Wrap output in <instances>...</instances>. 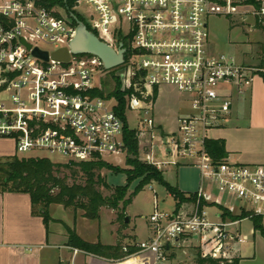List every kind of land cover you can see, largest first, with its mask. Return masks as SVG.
I'll return each mask as SVG.
<instances>
[{"label":"built area","instance_id":"built-area-1","mask_svg":"<svg viewBox=\"0 0 264 264\" xmlns=\"http://www.w3.org/2000/svg\"><path fill=\"white\" fill-rule=\"evenodd\" d=\"M73 10L83 11L84 24L100 41L115 51L121 43L126 49L115 77L126 93L125 111L142 116L136 131L139 144L146 140L142 162L159 171L181 165L199 171L188 210H155L147 219L151 237L123 251L131 247L164 261L171 247L187 242L202 257L230 261L237 254L234 246L246 243L243 221L259 232L257 220L264 231V165L215 160L205 143L213 139L210 131L227 126L234 98L262 79L264 67L212 52L208 20L242 16L264 24V0H78ZM54 13L31 0H0V139L12 140L18 155L41 151L65 163L124 154L118 102L98 95L106 79L100 60L91 55H70L67 63L50 59L68 49L75 36L68 14ZM35 48L48 60L33 56ZM163 87L177 90L189 107L173 133L164 132L153 116ZM160 153L167 159L158 160ZM222 210L239 219L225 217Z\"/></svg>","mask_w":264,"mask_h":264},{"label":"crops","instance_id":"crops-1","mask_svg":"<svg viewBox=\"0 0 264 264\" xmlns=\"http://www.w3.org/2000/svg\"><path fill=\"white\" fill-rule=\"evenodd\" d=\"M162 113L157 105L154 115L156 124L164 132L173 133L177 127V120L182 116H179L178 112L169 117ZM228 126V130L227 127L219 129L220 134L213 138L223 140L227 153L226 158L239 164L264 165V81L262 79L254 80L252 87L244 95L234 98ZM145 143L146 140H143L139 144L140 152ZM13 156H17L13 141L0 139V159ZM180 192L186 196L192 194ZM189 207L188 203H183L178 210L186 209L187 211ZM51 209L53 207H50L49 214ZM110 212V218H115L114 212L111 210ZM51 219L46 230L42 219L32 213L28 195L0 194V264H187L185 260L182 261L183 259L177 252L179 249L192 248L190 243L180 242L176 247L169 249L164 261H157L153 254L139 253L136 249L130 257L111 260L68 246L66 229L73 230L86 243L99 242L106 246L116 245L119 233L127 235L123 238L125 243L122 246L128 247L134 242L144 241L151 237L147 219L145 228L136 231L130 219L128 223L125 222L124 216L120 232L117 231L116 223L110 225L106 235L109 242L103 241L101 233L88 225L89 221L80 219L74 222L72 215L67 217V220L52 217ZM252 232L260 234L253 230ZM237 254L232 255V258H238L240 264L246 258ZM255 257L256 255H253V258ZM187 259L195 264L194 258L187 257Z\"/></svg>","mask_w":264,"mask_h":264},{"label":"trees","instance_id":"trees-1","mask_svg":"<svg viewBox=\"0 0 264 264\" xmlns=\"http://www.w3.org/2000/svg\"><path fill=\"white\" fill-rule=\"evenodd\" d=\"M38 7L47 11L54 10L55 16L58 11L66 14L72 13L79 21H83L73 10L78 0H31ZM253 3V0H250ZM264 30V24L257 25ZM262 58L264 56V46L261 48ZM259 66L264 67V59L260 60ZM118 69H123L119 67ZM114 90L109 94L104 91L98 92L100 97L115 98L118 106L116 114L122 120L123 138L125 145V166L127 169H119L106 164L104 161L91 162H68L53 163L47 158H18L17 156L0 159V194H26L30 198L32 213L40 217L46 227L52 221L49 215L50 205L57 204L64 208H71L73 211L80 210L83 212V218L91 221L99 220V213L102 208L115 210L119 203H122L125 209L132 201L133 197L142 189L153 183L163 187L166 193L176 202V209L183 204L193 200V196L187 197L177 188L169 185L162 177V171L148 165L139 159V140L137 132L129 130L125 121V92L120 91L121 82L118 77L113 76ZM264 81V75H262ZM205 148L208 154L215 160H221L227 157L224 142L221 139L206 140ZM69 171L74 176L80 173L82 182L71 184L68 183L69 177L61 176V170ZM115 174H124L125 184L122 187H116L112 190L111 195L104 197L101 189L111 190L108 184L101 177V170ZM139 180L135 186L134 192L126 198L128 187L134 181ZM37 208V210H36ZM225 217L230 219H239L222 210ZM123 220V219H122ZM255 230L264 236V231L258 225L257 220H253ZM68 246L88 254L100 256L111 260H121L133 254L135 249L131 248L127 252L123 247L116 244L106 246L101 243L90 244L81 240L73 230L67 229ZM195 264H239L238 258H232L230 261L215 260L210 257H202L199 252L194 255Z\"/></svg>","mask_w":264,"mask_h":264},{"label":"rangeland","instance_id":"rangeland-1","mask_svg":"<svg viewBox=\"0 0 264 264\" xmlns=\"http://www.w3.org/2000/svg\"><path fill=\"white\" fill-rule=\"evenodd\" d=\"M57 11L61 13L63 17H66L65 12L60 10ZM75 12L82 18L81 15L83 11L77 10ZM256 25L257 23H255L251 17L246 20L242 19V16L211 17L208 20L209 45L211 51L215 54L232 56L237 62L243 64L257 65L260 63L261 59H264V56L262 58L261 55V48L264 46V30ZM118 68L105 71L106 79L103 84V91L105 94H109L114 90L115 84L113 76H118L119 73L122 72V69ZM157 105L161 113L163 112L162 114L166 117L172 116L175 113L177 114V112L179 116H185L189 113V107L184 101V98L174 88L163 87L160 90L154 106L153 116L155 115ZM124 117L129 130H141L139 119L142 118V116L139 113L126 110L124 112ZM226 127L228 130V124ZM218 134H220L218 130L210 131L208 133V137L215 138ZM141 152H139L140 161L144 158L141 156ZM16 155L18 158H47L53 163H65V158L41 151H32L23 155ZM125 159V153L120 155L103 156V160L106 164L119 169H127L125 166ZM157 159H167V155L160 153ZM61 173V176L66 175L69 177V184L73 182H82V175L80 173L73 176L71 172L63 169L61 170ZM162 173V177L166 182L176 186L182 192L193 194L199 186V171L193 166H169L168 168L163 169ZM100 175L111 189H101V193L104 197L111 195L112 190L116 187H122L125 184L124 174H115L103 169L101 170ZM138 181L139 180H136L129 185L126 198L134 192ZM221 201L224 203L223 199H221ZM50 207H53L49 214L52 218L67 220V217L69 218L72 215L74 222L75 220L77 221L80 219L89 221L88 225L94 227L101 233L100 235L103 241L109 242L108 239H106V235L109 227H111L110 225L116 223L118 226L117 231L120 232L123 227L122 219L124 216L125 219H130V223L135 226L136 231H141L145 228L146 219H149V216L155 210L158 212L173 213L176 209V202L166 193L161 185L152 182L151 184L145 186L142 191L138 192L125 209H123L122 203H119L115 210L102 208L99 213V220L97 221H91L83 218V212L80 210L73 211L71 208H64L63 206L57 204L50 205ZM227 207L237 211V208H234L232 205H227ZM110 210L114 212L113 215L115 218L113 219L110 218ZM215 212V207H211L208 211L210 216L215 215ZM240 229L241 235L246 241V244H237L234 246L235 251L238 253L237 255L246 258L240 264H264V236H261L258 233L253 234L251 221H243ZM118 236L119 238H117L116 244L123 247L122 245L125 243L123 238L127 235H121L119 233ZM128 242H130V240ZM178 251L179 252L177 253H179V257L183 259L182 261L185 260L187 264H193V262L190 259H187V257L194 258V255L198 252V250L193 247L179 249ZM253 255H256V257L253 258Z\"/></svg>","mask_w":264,"mask_h":264},{"label":"water","instance_id":"water-1","mask_svg":"<svg viewBox=\"0 0 264 264\" xmlns=\"http://www.w3.org/2000/svg\"><path fill=\"white\" fill-rule=\"evenodd\" d=\"M70 19L75 23V36L69 44V48L59 49L50 55V59L60 63H67L70 55H91L97 57L102 63L105 71H110L124 64L126 49L121 43L117 51L100 41L91 31H89L84 22L79 21L74 14L68 13ZM23 44L24 42L21 41ZM29 50L31 47L26 45ZM33 56L47 61L49 55L38 49H33ZM128 219H125L127 222Z\"/></svg>","mask_w":264,"mask_h":264}]
</instances>
